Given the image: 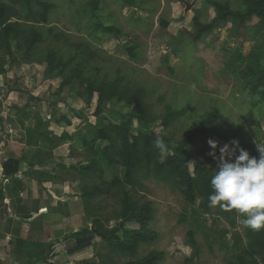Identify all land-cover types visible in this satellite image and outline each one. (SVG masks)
I'll return each instance as SVG.
<instances>
[{
  "label": "rangeland",
  "instance_id": "rangeland-1",
  "mask_svg": "<svg viewBox=\"0 0 264 264\" xmlns=\"http://www.w3.org/2000/svg\"><path fill=\"white\" fill-rule=\"evenodd\" d=\"M42 1L55 4V8L49 23L40 29L45 37L53 30L61 39L47 37L34 53L33 60L38 62L24 61L23 56L18 55L20 63L11 66V60L0 55V64L6 61L9 71L0 75V162L14 155H24L28 160L22 165L27 169L25 174L44 171L55 180V187L50 184L48 188L57 199L47 193L53 201L48 209L53 214L50 225L55 227L51 233L52 247L43 248L47 256L29 261L31 264H91L93 261L95 264H121L124 259L108 262L101 257L107 251L98 238L91 248L74 255L68 253L74 243L71 236L83 228H94L95 219L105 222L113 217L112 212L119 210L120 203L113 197L101 202L96 200L90 206L80 205L83 188L91 182H86L71 169L72 165L87 163L77 140L70 138L77 139L89 125L97 124L98 96L87 104V98L78 96V92H82L78 82L59 90L64 77L45 80L49 51H58L66 60L75 57L68 76L79 69L93 78L98 71V76L110 83L120 82L124 87L131 83L143 89L148 94L147 102L160 117L166 106L187 111L166 129L159 120L149 127L135 121L134 134L147 130L164 133L175 144L191 126L214 112L215 125L226 139L202 137L195 142L192 151L217 171V160L208 155L211 151L209 139L219 146L233 139L256 146L264 144V102L253 93L256 85L263 84L258 83L256 73L264 69V23L254 20L238 27V21L230 18L194 43L188 36L194 32L196 15L200 16L201 23L209 24L217 15V4L240 11L244 9L243 3L240 0H135V7H127L122 1L99 0V9L93 11V0ZM187 4L192 5L188 13ZM22 14L27 17L24 9ZM103 25L117 28L120 36L103 33L100 28ZM79 45H82L81 51ZM133 46L136 47L135 58L127 52ZM86 49L97 52V58L90 59V55L84 54ZM130 111L131 108L124 104H108L101 116L102 123L121 122L120 116ZM60 117H66L71 125L56 124L55 120ZM66 134L69 138L65 139ZM40 161L43 164L31 168ZM116 174L123 177L124 170L108 168L105 179L109 181ZM93 182L99 184L97 178ZM147 185L148 191L141 200L153 203L155 218L150 229L159 238L143 246L138 259L159 251L165 253V260L160 264H228L232 254L222 245L231 248L235 232L244 236L242 225L238 223L233 229L215 215H204L199 210V200L191 205L166 185L155 181ZM3 186L5 183L0 180V192L5 195ZM31 187L36 196L40 192L43 194L42 189H45L36 181ZM21 192L25 195L23 200H27L28 192L24 188L19 194ZM37 215L40 217L42 211L35 217ZM37 220L33 227H42L40 219ZM1 225L4 230L10 227L8 222ZM118 225L116 220L105 223L109 229ZM127 228L137 227L128 224ZM193 230L200 248L198 258H194V249L189 245V233ZM223 231L229 234L222 236Z\"/></svg>",
  "mask_w": 264,
  "mask_h": 264
},
{
  "label": "trees",
  "instance_id": "trees-1",
  "mask_svg": "<svg viewBox=\"0 0 264 264\" xmlns=\"http://www.w3.org/2000/svg\"><path fill=\"white\" fill-rule=\"evenodd\" d=\"M118 1H122L127 7H135V0ZM240 1L244 5V9L240 11H234L228 5L217 4L215 6L217 15L209 24L201 23L200 16L196 15L193 19L194 32L188 38L197 43L205 34L212 32L220 24H226L230 18L238 21V27L254 20L264 23V0ZM99 2V0H93V11L99 9ZM54 8L55 4L42 0H0V55L4 59L11 60V66L19 61L18 55L23 56L24 61L38 62L36 59L33 60L36 48L44 43L47 37H54L56 40L61 39V35L54 34L53 30H49L47 37H45L40 29L49 23ZM22 9L27 12L26 18L23 17ZM100 28L105 34L120 36L119 30L113 26L103 25ZM237 32L239 33V30ZM78 49L81 51L82 45H79ZM135 49L136 47L133 46L127 50L132 58L136 57ZM84 54L90 55V59H95L98 56L97 52L88 49L85 50ZM74 60L75 57L66 60L58 51L50 50L44 79L52 80L64 77L59 90L78 82L79 88L82 90L81 93L78 92V96L87 98V104L91 103L95 95L98 96L95 110L97 124L89 125L85 133L77 139L75 137L70 138L72 141L77 140V145L85 153L84 160L87 163L85 165H72L71 169L86 179V182H91V184H87L88 187L83 188V200L80 205L84 207L87 203L90 206L96 200L100 199L101 202L113 197L119 200L120 205L118 211L112 212L113 217L106 219L105 222L103 219L94 220V228L97 232L83 228L71 236L70 239H73L74 243L70 246L68 253L74 255L89 249L94 245L95 238H98L105 244L107 251L101 257L106 258L108 262L114 261V259H124L121 264L162 263L165 260L164 252L155 251L148 253L143 258H137L139 250L143 246L154 243L159 238L158 234L150 229V224L155 218L153 203L141 200V196H144L148 191L147 183L150 181L170 187L182 195L191 205L199 200V210L201 209L204 215H215L219 220L223 219L228 222L233 229L236 228L238 217L234 211L219 206H209L208 197L213 194L210 182L216 170L210 167L206 161L201 160L199 154L192 151L195 142L202 137L213 136L217 139H226L215 125V113L208 114L202 122L191 126L181 140L175 144L173 139L165 136L164 133L147 130L138 131L134 134L132 128L135 121L140 125L149 127L159 120L161 126L166 129L184 117L187 111L166 106L165 113L160 117L156 114L154 106L147 102L148 94L131 83H126L125 87L120 82L110 83L100 78L98 71L93 78L87 77L84 71L79 69L73 70L72 74L68 76V72L71 73V70L68 71V69ZM5 64L6 61H2L0 64V75L9 72ZM256 76L258 83L263 84L262 86L256 85L253 88V93L257 94L264 102V69L257 71ZM108 104H124L131 108V111L120 116L122 118L120 123L103 124L101 116ZM55 123L71 125L66 117L56 119ZM49 138L51 137L49 136ZM66 138H69L67 134L65 135ZM157 138H161L167 145L168 152L164 156H161L159 149L154 145ZM240 147L247 151L251 157L259 159L260 153L256 144L244 142L240 143ZM217 155L219 156V151ZM27 161L24 155H14L2 163L0 177L9 180L5 184L8 193L18 195V191L24 188L18 175H20L22 165ZM36 164L41 165L43 163L41 161L35 163L31 168L34 169ZM116 167L124 170L123 177L116 174L107 181L105 179L106 170ZM28 176L41 184L55 182L54 178L44 171H30ZM96 178L99 180V184L93 182ZM3 198L4 194L0 192V200ZM52 217L53 214L49 212L48 215L41 217V221L46 223ZM29 218V215L25 216L26 220ZM112 220L119 221L118 227L115 229L105 227V223ZM128 224H134L137 228H127ZM194 226L199 227L195 223ZM227 234H229L228 231L221 232L222 236ZM189 237V245L194 249V258H198L200 248L196 240L195 230L189 233ZM232 238L234 243L231 248L224 243L222 245L232 254V257L227 261L228 264H264V229L253 231L244 227V236L235 232ZM18 242L20 246L26 245V241L22 239ZM51 247L52 245H49V248ZM43 252L41 256H47ZM43 259L46 257L41 260ZM80 264L88 263L82 262ZM91 264H95V261Z\"/></svg>",
  "mask_w": 264,
  "mask_h": 264
},
{
  "label": "clouds",
  "instance_id": "clouds-1",
  "mask_svg": "<svg viewBox=\"0 0 264 264\" xmlns=\"http://www.w3.org/2000/svg\"><path fill=\"white\" fill-rule=\"evenodd\" d=\"M207 143L211 149L208 155L218 162V170L210 182L213 194L208 197L209 206L234 211L238 223L245 228L264 229V144H257L260 153L257 159L235 139L223 146L212 139ZM154 145L161 156L168 152L161 138H157Z\"/></svg>",
  "mask_w": 264,
  "mask_h": 264
},
{
  "label": "crops",
  "instance_id": "crops-1",
  "mask_svg": "<svg viewBox=\"0 0 264 264\" xmlns=\"http://www.w3.org/2000/svg\"><path fill=\"white\" fill-rule=\"evenodd\" d=\"M4 161V160H3ZM2 161V163H3ZM0 162V165L2 166ZM26 164V163H25ZM30 164H28L29 166ZM0 166V167H1ZM27 169L26 167L21 168L20 175L18 177L21 179L24 189L28 192L27 200H23L25 195L21 192L24 197H19V195H14L8 193L6 186H4V198L0 200V224L3 226L8 222L10 227H0V264H22L27 260V263H30L29 260H39L43 248L45 246L49 247L51 242H53V236L51 235L52 230L55 227H51L50 220H47L46 223L41 221V217L49 214L50 203L53 201L51 197H55L53 190L48 188L50 184L54 186L52 182L40 183L34 178H30L28 173L25 174ZM1 178V177H0ZM0 180H4L1 178ZM9 180H4V183H8ZM37 182L42 189L43 194L40 192L36 196L34 194V187H31V184L34 185V182ZM55 187V186H54ZM47 188V190H46ZM51 194V197L49 195ZM67 207V205H64ZM39 211H42L40 217H35L36 214H39ZM44 211H48L46 214H43ZM29 215V219L26 220L25 216ZM4 216V218H3ZM38 219V220H37ZM41 222L42 227H33L34 223L39 221ZM53 223V222H52ZM66 233V231H64ZM22 239L26 241V245L20 246L18 240ZM63 240H61L62 242ZM50 260L46 262L49 263Z\"/></svg>",
  "mask_w": 264,
  "mask_h": 264
},
{
  "label": "water",
  "instance_id": "water-1",
  "mask_svg": "<svg viewBox=\"0 0 264 264\" xmlns=\"http://www.w3.org/2000/svg\"><path fill=\"white\" fill-rule=\"evenodd\" d=\"M191 6L192 5H188L187 4V7H186V13H188V11L191 9ZM115 37H117V35L115 34ZM48 211H44L43 214H46ZM93 231L97 232L94 228H92Z\"/></svg>",
  "mask_w": 264,
  "mask_h": 264
},
{
  "label": "built area",
  "instance_id": "built-area-1",
  "mask_svg": "<svg viewBox=\"0 0 264 264\" xmlns=\"http://www.w3.org/2000/svg\"><path fill=\"white\" fill-rule=\"evenodd\" d=\"M20 196H21V197H24V195H23L22 193H20Z\"/></svg>",
  "mask_w": 264,
  "mask_h": 264
}]
</instances>
